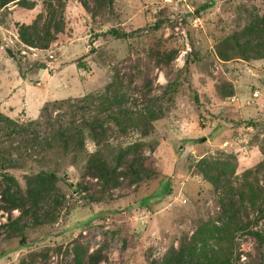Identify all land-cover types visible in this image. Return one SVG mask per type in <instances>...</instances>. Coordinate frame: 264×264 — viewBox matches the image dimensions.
<instances>
[{
  "label": "rangeland",
  "instance_id": "rangeland-1",
  "mask_svg": "<svg viewBox=\"0 0 264 264\" xmlns=\"http://www.w3.org/2000/svg\"><path fill=\"white\" fill-rule=\"evenodd\" d=\"M33 1L31 9L0 10V189L23 191L26 175L50 170L55 199L38 223L17 209L0 210V264H67L74 242L100 249V264H149L197 227L217 224L218 192L198 163L227 158L238 177L263 159L264 57L223 61L214 43L263 13L264 0H111L94 15L67 0L63 30L45 49L16 40L15 23L45 15L42 1ZM108 107L153 112L144 136L107 121L100 143L112 164L118 147L139 141L149 178L100 187L83 175L81 154L62 155L38 138L52 124L102 116ZM84 133L91 152L96 146ZM233 245L232 264L264 261V243L250 235L236 233Z\"/></svg>",
  "mask_w": 264,
  "mask_h": 264
},
{
  "label": "trees",
  "instance_id": "trees-1",
  "mask_svg": "<svg viewBox=\"0 0 264 264\" xmlns=\"http://www.w3.org/2000/svg\"><path fill=\"white\" fill-rule=\"evenodd\" d=\"M45 15L38 12L33 20L27 24L15 23L17 39L24 45L45 49L54 42L64 26V6L67 0H41ZM91 15L99 12L104 4L111 0H76ZM18 5L31 9L35 2L32 0H0V10L8 5ZM206 3L201 4L197 10L206 8ZM115 35L117 32L113 31ZM172 51V50H171ZM214 51L218 59L226 61L235 57L243 60L259 59L264 57V12L253 14L239 29L232 30L229 34L214 43ZM8 52V51H7ZM172 53L163 54L161 57L169 61ZM104 100H112L106 92L101 93ZM111 101L109 102V104ZM110 106V105H109ZM102 107V106H101ZM103 108V107H102ZM109 108V107H108ZM104 115L96 113L89 119L66 121L52 124L42 143L49 149L58 148L62 155L71 153L72 157L81 154L83 159V175L91 177L100 183V187L114 188L120 184L121 179L128 178L133 184L142 178H149L154 173L143 165L144 157L139 141L118 147L110 164L102 156L100 143L105 136L107 121H111L119 128L136 130L144 136L146 125L154 118L151 110L144 113L127 114L119 107L109 108ZM5 119V118H4ZM142 129V130H140ZM94 142L96 148L87 152L84 148V135ZM199 140V139H198ZM41 143V142H39ZM263 159L252 168L243 170L237 177L235 165L227 158L200 159L198 170L201 177L218 192L220 212L216 216L217 224L197 227L187 241L177 247H170L159 260L149 264H232L238 258L234 251L233 239L238 232H243L253 237L257 244L264 243V148L259 147ZM124 165V168L121 166ZM121 168V169H120ZM261 172L259 183L258 172ZM1 178L13 181L10 175L2 172ZM57 175L50 170L39 169L37 172L25 176V189L21 191L18 186L12 190L10 185L0 189V210L10 211L17 209L19 214H26L33 223L40 220V212H45L44 205L54 201L56 186L54 182ZM239 178L240 183L233 185V179ZM84 187H80L83 189ZM18 217L8 221L14 225ZM70 260L67 264H100L102 253L100 249L88 251L79 243H72L68 249ZM257 264H264V261Z\"/></svg>",
  "mask_w": 264,
  "mask_h": 264
},
{
  "label": "built area",
  "instance_id": "built-area-1",
  "mask_svg": "<svg viewBox=\"0 0 264 264\" xmlns=\"http://www.w3.org/2000/svg\"><path fill=\"white\" fill-rule=\"evenodd\" d=\"M253 95H254V96H257V93H256V92H254V93H253Z\"/></svg>",
  "mask_w": 264,
  "mask_h": 264
},
{
  "label": "water",
  "instance_id": "water-1",
  "mask_svg": "<svg viewBox=\"0 0 264 264\" xmlns=\"http://www.w3.org/2000/svg\"><path fill=\"white\" fill-rule=\"evenodd\" d=\"M204 139V137H201V140H203Z\"/></svg>",
  "mask_w": 264,
  "mask_h": 264
},
{
  "label": "crops",
  "instance_id": "crops-1",
  "mask_svg": "<svg viewBox=\"0 0 264 264\" xmlns=\"http://www.w3.org/2000/svg\"><path fill=\"white\" fill-rule=\"evenodd\" d=\"M16 38V37H15ZM16 40H18V39H16ZM19 41V40H18ZM20 42V41H19ZM21 43V42H20ZM22 44V43H21Z\"/></svg>",
  "mask_w": 264,
  "mask_h": 264
}]
</instances>
